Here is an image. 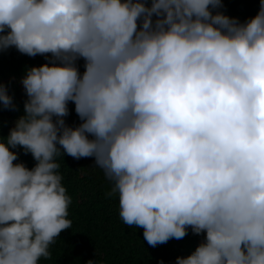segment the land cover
<instances>
[{"label": "clouds", "instance_id": "clouds-1", "mask_svg": "<svg viewBox=\"0 0 264 264\" xmlns=\"http://www.w3.org/2000/svg\"><path fill=\"white\" fill-rule=\"evenodd\" d=\"M223 8L0 0V52L47 57L24 67L23 111L0 136V264L50 260L72 227L65 155L94 157L150 246L203 235L175 264H264V0L243 22ZM0 105L19 110L6 83Z\"/></svg>", "mask_w": 264, "mask_h": 264}, {"label": "trees", "instance_id": "trees-1", "mask_svg": "<svg viewBox=\"0 0 264 264\" xmlns=\"http://www.w3.org/2000/svg\"><path fill=\"white\" fill-rule=\"evenodd\" d=\"M150 4L151 0H147ZM221 9L241 22L255 16L261 0H222ZM47 57H29L15 48L0 52V83L9 85V91L19 105L18 111L3 109L0 105V136H7L15 119L23 111L26 99L20 83L26 65H40ZM83 72L84 61L80 60ZM70 115L66 122L72 126L80 123L74 104L69 103ZM19 160L29 168L36 163L31 154H25L22 148ZM63 175L62 183L72 198L69 206V218L72 227L60 233L50 246L51 259L41 264H86L88 260H99L101 264H175L178 256L189 255L203 239L189 229L188 235L181 240L171 239L165 244L150 246L143 236L142 228L129 227L119 216L118 195L109 197L111 182L102 169L95 168L94 157L75 159L65 155L58 158Z\"/></svg>", "mask_w": 264, "mask_h": 264}]
</instances>
